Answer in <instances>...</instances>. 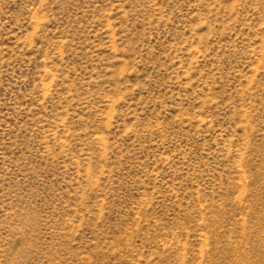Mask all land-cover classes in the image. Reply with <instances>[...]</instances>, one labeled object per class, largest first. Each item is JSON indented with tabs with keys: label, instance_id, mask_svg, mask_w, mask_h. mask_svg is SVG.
Returning a JSON list of instances; mask_svg holds the SVG:
<instances>
[{
	"label": "rangeland",
	"instance_id": "374dc122",
	"mask_svg": "<svg viewBox=\"0 0 264 264\" xmlns=\"http://www.w3.org/2000/svg\"><path fill=\"white\" fill-rule=\"evenodd\" d=\"M0 264H264V0H0Z\"/></svg>",
	"mask_w": 264,
	"mask_h": 264
}]
</instances>
